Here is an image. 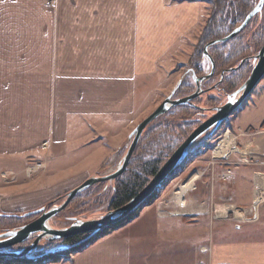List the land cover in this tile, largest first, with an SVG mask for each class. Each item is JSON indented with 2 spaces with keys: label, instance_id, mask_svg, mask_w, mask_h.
<instances>
[{
  "label": "crops",
  "instance_id": "obj_1",
  "mask_svg": "<svg viewBox=\"0 0 264 264\" xmlns=\"http://www.w3.org/2000/svg\"><path fill=\"white\" fill-rule=\"evenodd\" d=\"M204 9L190 0H0V165L15 162L20 169L0 184V211L20 213L66 195L73 166L58 169L54 160L100 122L125 123L108 159L120 154L138 121L139 89L147 95L174 51L197 43ZM167 71L169 78L173 70ZM180 80L164 87L165 98ZM32 157L40 161L37 165L50 167L44 176L63 171L70 176L43 186L39 198L17 200L19 192L28 190L9 191L27 185L33 169L27 159ZM258 157L264 160V153ZM260 166L254 171L263 176L256 179L264 192V164ZM111 168L108 162L87 176H101ZM237 171L235 205L248 210L262 197L246 194L242 186L247 179ZM260 221L259 215L249 224ZM133 224L57 264H137L126 235ZM246 235L201 244L203 258L196 264H264V238Z\"/></svg>",
  "mask_w": 264,
  "mask_h": 264
},
{
  "label": "rangeland",
  "instance_id": "obj_2",
  "mask_svg": "<svg viewBox=\"0 0 264 264\" xmlns=\"http://www.w3.org/2000/svg\"><path fill=\"white\" fill-rule=\"evenodd\" d=\"M206 1L208 2L196 1L204 4L205 7L203 28L211 15L212 4L216 0ZM260 23V20H255L247 26L251 29L250 32L253 31L249 33L250 43L252 44L254 40L253 49L252 51L250 50V54L255 48H260L261 50L264 46V34L261 39L255 38L256 35L258 37L257 29ZM200 35L201 34L198 36V41ZM198 41H196L197 43L194 46H192L194 43H190V45L185 47L186 50L182 48L174 51L173 57L169 60V66L164 64L161 71L163 73L149 84L147 95H144L146 91L142 88L139 89L138 105L140 111L137 118L138 121L135 122V126L133 125L134 129L166 99L164 97L166 91L163 93L166 85L168 87L182 78H184L183 81L192 78V74L189 72L190 70L187 69V64L198 45ZM167 70H173L169 78L166 76ZM231 70L232 69L229 71L232 72L237 69ZM207 71L205 76L209 75L211 72L209 67ZM195 85L196 84H194V86ZM196 90L197 89L194 88L192 91H189L185 97L192 95ZM210 91H212V89ZM174 99H177L175 95ZM207 110L208 109H205L203 111ZM99 124L101 126L98 125L97 128H90L84 131L81 139H77L76 137L72 140L70 146L65 150L66 153L62 151L66 155H59V157L54 160V167L60 166L58 169L73 166V169H70V174L73 176L67 180L69 181L68 183H71L67 186V189L70 190L69 192L73 191L89 178L94 177L87 176L90 172L94 174L93 172L97 169H105L108 162L112 168L109 172L101 176L114 172L116 166L130 146V142L127 141L124 143L120 154H115V152L113 153L114 155H111L110 159H108V150L115 149L114 147L118 143L116 141L117 136L125 123L102 122L101 124L100 122ZM228 129L230 134L226 135ZM92 140L95 141L92 142ZM263 143L264 78L256 87L250 98L240 107V110L235 112L234 115L223 124L216 138H214V141L209 144L211 146L215 145L214 149L205 146L204 155L186 168L181 175L167 182L163 187V192L160 197L151 206L143 208L138 218L124 227L126 228L134 223L126 232V235L130 237L132 241L134 263L149 264L148 262L150 261L151 264H196L203 258L201 256L202 254L199 253V246L201 244L232 240L237 238V236H244L246 233H248V235L243 238H264V192L258 188V179H256L258 176L259 179H262L263 176L260 175V172L257 173L258 171H254L261 170L262 166H260V164H264V160L258 157L259 154L264 153ZM257 145H260L262 148H256L257 150L255 149L256 151L252 152L254 149L253 146L256 147ZM34 158L27 159V163L30 165L29 167L33 168L30 170L31 174L29 173L30 178L27 185H19L20 187L11 188L9 191L10 193H16L21 190H28L27 192H19L22 193L19 194L22 197L17 200H23L26 196L29 197L31 195L33 199L39 198V195L42 193H38V191H42L41 188L43 186L59 180H64L70 176V174L64 171L60 172L58 175H52V177L44 176V172L50 167L48 166V168H46L47 166H44L34 170L36 165L40 162L34 160ZM24 160V158L23 160L20 159V162L22 163ZM46 160H48V158H46ZM50 161L52 160L50 159ZM14 163L15 162H11L10 165L4 163V165H0V184L19 174L20 169L13 165ZM239 169L243 171L247 179L246 185L244 184V186H242L246 194L250 195L252 192H257L258 194L256 195L262 197L261 200L256 198L255 201H258L259 204L257 206L258 208H256L257 211L253 210V213H257L258 217L259 215L261 216V221L259 223L249 224L258 221V219L250 221L253 219V214L251 212L248 213L246 218L242 215L239 217L236 216V211H242L235 205L233 197L237 182L240 181V176L237 171ZM228 170L233 172L235 178L224 179L222 177ZM11 171L13 172L10 173ZM5 172H7V174H4ZM26 173L28 174V172ZM196 173H200L201 178L194 182L193 188L185 194L186 207H180L179 204H175V202L172 201V198L180 188L187 183L191 176ZM24 175L26 174L24 173ZM48 192L43 191V193ZM5 195L6 194H4V196ZM62 197L63 196H60L56 199L46 201L44 205L31 210L21 211L20 213H31L48 206L52 202L59 201ZM253 205L251 207H253ZM108 208V195L105 197H96L95 195L91 196V194H89L88 196L86 195L81 202L71 206L69 210H64L61 213L64 215L60 214L57 218L52 220L51 224L57 228L68 227L72 224V222L69 223L67 221L69 217L82 220L91 219L92 216H102L106 214L105 212ZM229 208H232L231 211H229ZM248 210L246 211L248 212ZM0 214L14 215L16 213H9L2 210ZM238 233H240V235ZM29 244L30 242L17 247L21 249L29 246ZM59 248L64 249L65 246L60 245ZM154 255L156 256L154 257Z\"/></svg>",
  "mask_w": 264,
  "mask_h": 264
},
{
  "label": "trees",
  "instance_id": "obj_3",
  "mask_svg": "<svg viewBox=\"0 0 264 264\" xmlns=\"http://www.w3.org/2000/svg\"><path fill=\"white\" fill-rule=\"evenodd\" d=\"M190 1L208 2L206 0ZM251 10L252 7H249L245 3V0H216L212 4L211 15L201 32L198 45L187 64V69L195 75L194 78H202L208 72L207 70L210 64H206V57L204 56L205 47L213 41L223 39L230 35L244 22ZM250 31L251 29L247 27L239 36L226 43L217 44L208 49L216 66L215 74L212 79H220L221 73L226 72L223 82L220 85L222 88L221 90L217 92L212 90L193 100L188 105L178 106L151 123L144 131L128 169L112 183L106 182L97 184L80 193L74 198L66 210H69L71 206L81 202L86 195L88 196L89 194H91V196L95 195L96 197H105L108 195L109 208L105 213L119 209L132 200L150 182L163 164L169 159L171 154L199 125L211 116V113H205L202 109H210L215 105L222 106L226 101L225 96L228 98L233 95L246 82L252 65L246 63L243 68H240L236 72L228 71L239 66L241 61L247 58V56L260 52V48H255L250 54V50L252 51L254 44V40L252 44L249 41V33L253 32ZM246 67H248V70L245 75L240 74ZM211 82V80L207 81L206 86H211ZM194 88L193 77L184 80L178 88L175 97L177 99L184 98L187 96L188 92L192 91ZM224 92L228 95L224 94ZM207 137L206 134L197 141L188 158L180 164L163 186L157 190L155 195H153V197L137 212L132 213L126 219L96 233L79 234L53 242L44 241L31 255L13 259L0 258V264H57L66 262L74 255L83 252L99 240L124 228L138 218L143 208L151 206L160 197L163 192V187L167 182L181 175L186 168L204 155V148L208 144L207 141L211 139V137L208 139ZM208 146L211 149L215 147V145ZM64 200L65 197L57 203L52 202L47 207L50 208L53 205H60ZM39 216L40 214L29 217H24V214L21 213H16L14 215L0 214V234L19 229L36 220ZM60 245L65 246V248L60 249ZM18 250H20V248L15 247L7 251Z\"/></svg>",
  "mask_w": 264,
  "mask_h": 264
},
{
  "label": "water",
  "instance_id": "obj_4",
  "mask_svg": "<svg viewBox=\"0 0 264 264\" xmlns=\"http://www.w3.org/2000/svg\"><path fill=\"white\" fill-rule=\"evenodd\" d=\"M263 6L264 0H260L257 6L246 17L244 22L230 35L223 39L213 41L205 47L204 56L209 60L211 64L210 74L203 78H194V82L197 85V90L192 95L180 99H174V95L182 84L184 78L179 81L178 85L175 87L172 93L149 116L141 121L129 135L128 141L130 142V146L126 154L122 157V159L116 166L114 172L109 173L105 176H94L89 178L79 187L63 196L62 198L65 197V200L60 205H53L50 208L45 206L31 213L24 214V217L38 214H40V216L36 220L20 227L19 229L0 234V258H23L31 255L44 241L53 242L67 239L79 234L96 233L104 228L110 227L120 222L121 220L126 219L132 213L137 212L149 199H151L153 195H155L157 190L161 188L163 184L168 180V178L177 170L180 164L188 158L197 141L211 130H213V133L219 131L223 124L230 117H232L234 113L250 98L256 87L264 78V46L255 57L257 61L256 65L254 66L249 78L242 85V87L236 93L229 96L228 101L224 105L214 109H210L214 111V114L192 132V134L169 157V159L159 169V171L150 180V182L132 200H130L123 207L116 210H111L106 214L96 218L86 220L78 218H68V221L72 222V224H70L68 227L55 228L51 224L52 220L57 218L64 210H66L73 199L80 193L90 189L97 184L106 182L112 183L127 170L144 131L151 123H153L159 117L165 115L171 109L182 105H188L194 99L210 90H201V84L204 81L212 78L216 67L214 60L208 52V49L214 45L226 43L242 33L251 22V20L262 11ZM223 75L224 73L222 74V76ZM193 77H195L194 74ZM57 202L58 201H56L55 203ZM28 242H30V244L25 248H22L18 251H7Z\"/></svg>",
  "mask_w": 264,
  "mask_h": 264
},
{
  "label": "flooded vegetation",
  "instance_id": "obj_5",
  "mask_svg": "<svg viewBox=\"0 0 264 264\" xmlns=\"http://www.w3.org/2000/svg\"><path fill=\"white\" fill-rule=\"evenodd\" d=\"M259 1L260 0H245V3L249 6V7H252V10L257 6V4L259 3ZM251 10V11H252ZM255 20H260V25H259V27H258V29H257V33H258V37L256 36V38H258V39H261V37L263 36V34H264V6H263V9H262V11L258 14V15H256L252 20H251V22H254ZM251 22H250V24H251ZM263 45H264V43H263ZM258 54V53H257ZM257 54H252V55H249V56H247V58H245V59H243L242 61H241V63H240V65L239 66H236V67H234V69H237V70H235V72L236 71H238L240 68H243V66L246 64V63H248V64H250V65H252V67H251V70H250V72H249V76H250V74H251V72H252V70H253V68H254V66L256 65V59H255V56L257 55ZM206 64H209L208 63V61H207V59H206ZM247 70H248V67H246V69H244L243 71H242V73H240V74H242V75H245V73L247 72ZM228 72H230V71H228ZM224 73V75L222 76V74ZM225 74H226V72H222L221 73V75H220V79H209V80H211L212 81V84H211V86H209V87H207L206 86V82L207 81H209V80H206V81H204L202 84H201V90H205V91H207V90H214V91H219V90H221L222 88H221V84H222V82H223V79H224V76H225ZM249 76H248V78H249ZM213 78V77H212ZM247 78V79H248ZM194 81V80H193ZM194 84H195V82H194ZM195 88L197 89V87H196V85H195ZM209 90V91H210ZM208 91V92H209ZM208 92H206V93H208ZM205 93V94H206ZM224 94H226V95H228L227 93H225L224 92ZM226 97V101L224 102V104L228 101V98H227V96H225ZM223 104V105H224ZM217 107H220V106H218V105H215V106H213V107H211L210 109H214V108H217ZM209 108H208V110L207 111H205V113H211V116L214 114V111L213 110H210ZM240 110V108L237 110V111H239ZM236 111V112H237ZM227 122V121H226ZM225 122V123H226ZM220 131V130H219ZM219 131H217L216 133H213V130H211L210 132H208V134H207V139L209 138V137H211V139L210 140H208L207 141V145L206 146H208L211 142H213L214 141V138H216V136H217V134L219 133Z\"/></svg>",
  "mask_w": 264,
  "mask_h": 264
},
{
  "label": "bare ground",
  "instance_id": "obj_6",
  "mask_svg": "<svg viewBox=\"0 0 264 264\" xmlns=\"http://www.w3.org/2000/svg\"><path fill=\"white\" fill-rule=\"evenodd\" d=\"M264 144V143H263ZM264 147V146H263ZM253 152H255L257 149L256 148H262L260 145H257L256 147L253 146ZM256 149V150H255ZM255 154V153H253ZM200 173L193 174L191 178L187 181V183L180 188V190L175 194V196L172 198V201L175 202V204H179L181 206L186 205V199H185V194L189 192L190 189L193 188L194 182H196L200 177ZM186 207V206H185ZM232 208H229V211H231ZM194 210V209H193ZM242 211H236V216H241Z\"/></svg>",
  "mask_w": 264,
  "mask_h": 264
},
{
  "label": "built area",
  "instance_id": "obj_7",
  "mask_svg": "<svg viewBox=\"0 0 264 264\" xmlns=\"http://www.w3.org/2000/svg\"><path fill=\"white\" fill-rule=\"evenodd\" d=\"M228 133H229V132H228ZM41 167H42L41 164L36 165V168H41ZM226 173H227V174H226ZM226 173L222 176L224 179H225V178H228V179H230V178H231V179H232V178H235V175L233 174V172H232L231 170H228ZM258 204H259V202H258V201H255L253 207H251V208L248 210V212H247V211L242 212V216H243L244 218H246L247 215H248V213L251 212V213L253 214V219L250 220V221H255V220H257V219H258V215H257V213H253V210L257 211L256 208H258V207H257ZM250 215H251V214H250ZM246 220H249V219H246ZM204 250L207 251L206 249H204Z\"/></svg>",
  "mask_w": 264,
  "mask_h": 264
}]
</instances>
